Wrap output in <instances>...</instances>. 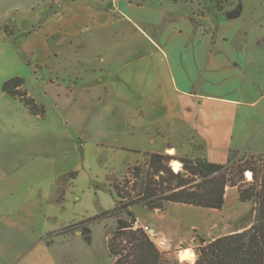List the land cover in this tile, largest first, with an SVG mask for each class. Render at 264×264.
<instances>
[{
    "label": "crops",
    "instance_id": "1",
    "mask_svg": "<svg viewBox=\"0 0 264 264\" xmlns=\"http://www.w3.org/2000/svg\"><path fill=\"white\" fill-rule=\"evenodd\" d=\"M212 5L31 0L24 12L0 14V264H58L62 245L48 239L58 230L51 198L88 150L97 160L118 151H172L224 164L229 152L248 148L234 125L240 109L262 98L251 92L260 91L264 38L248 41L262 27L256 17L240 20L241 5L234 19L226 14L238 6ZM12 78L24 81L43 117L4 94ZM146 226L154 237L165 235Z\"/></svg>",
    "mask_w": 264,
    "mask_h": 264
},
{
    "label": "rangeland",
    "instance_id": "2",
    "mask_svg": "<svg viewBox=\"0 0 264 264\" xmlns=\"http://www.w3.org/2000/svg\"><path fill=\"white\" fill-rule=\"evenodd\" d=\"M30 1L0 0V14L4 12L10 14L14 7L19 8L18 12H24ZM210 1L213 2L212 8L215 7L217 11H227L241 5L243 13L240 20L248 21L252 17H256L259 19L257 24H261L262 27L252 28L251 33L248 34V41L256 37L264 38V0H225L223 5L219 0ZM51 5L54 7V4L51 3ZM219 6L221 7L219 8ZM54 9L57 10L56 7ZM7 28L12 29L9 25ZM258 42L261 47H264V40ZM257 63L258 78L256 80L258 85L256 89L258 88L260 91H252L251 95L253 94L256 98L262 96V98L252 108L243 107L238 112L239 116L235 122L234 130L240 129L244 136L247 135L245 141L248 143V148L243 152L246 156L242 158H240L241 155L236 156L233 163L235 161L239 164L251 162L252 165L257 163L259 166L257 157L264 155V55L259 56ZM235 139L237 143H241L238 132ZM136 151L104 153L97 160L95 154L88 150L85 152V163L73 171L76 177L72 181V186L69 188L71 182L56 184L51 202L53 205L59 206L56 212L52 213L56 218L52 224L58 230L48 239L49 244L59 242L62 245L63 254L57 256L58 264H111L112 261L106 252L107 241L114 234L118 219L130 221L127 215L125 213L116 214L111 218L100 219L84 226H79V223L85 222L101 212L113 209L115 197L109 186L123 184V178L127 177L125 176L127 164L131 166L141 163L148 154L146 151ZM250 154L256 157L247 156ZM167 155L172 156V154ZM172 161L180 164L178 171L173 170ZM172 161L168 165L171 172L174 174L180 172L182 164L177 160ZM236 192H231L230 187L225 189V203L218 211L170 204L160 215L139 206L133 207L131 212L134 219L140 224L152 225L156 230H161L165 234L162 236L156 234L153 240L151 239L160 254L159 264H178V262L194 264L196 250L200 245L218 237L234 234L237 229L247 227L253 222L254 204L240 203ZM82 228H88L90 231L91 242L89 245L83 241L81 235L82 240L75 235L77 232L80 233ZM105 237H107V241H105ZM159 239L164 240L165 246L158 244L161 241ZM57 248L60 249V246ZM184 249L193 252V261L188 262L180 259L179 252Z\"/></svg>",
    "mask_w": 264,
    "mask_h": 264
},
{
    "label": "trees",
    "instance_id": "3",
    "mask_svg": "<svg viewBox=\"0 0 264 264\" xmlns=\"http://www.w3.org/2000/svg\"><path fill=\"white\" fill-rule=\"evenodd\" d=\"M5 30L9 33L7 26ZM23 84L22 79L12 78L3 83L2 91L20 101L31 115L43 117L44 109L27 96ZM240 155V158L246 156L231 151L224 164H215L200 157L174 158L149 153L143 162L128 166L123 184L109 186L115 197L113 209L101 212L79 226L125 213L130 221L118 219L116 230L107 241L111 264H159L160 254L154 242L141 228H134L136 221L131 209L139 206L162 213L168 205L178 204L218 211L225 202V189L235 188L240 203L254 204L253 222L241 232L200 245L194 264H264V155L257 157L259 166L251 162L233 163ZM172 160L182 164L180 172H171L168 165ZM75 177L74 172H69L57 183H67ZM80 235L89 245V229L82 228Z\"/></svg>",
    "mask_w": 264,
    "mask_h": 264
},
{
    "label": "bare ground",
    "instance_id": "4",
    "mask_svg": "<svg viewBox=\"0 0 264 264\" xmlns=\"http://www.w3.org/2000/svg\"><path fill=\"white\" fill-rule=\"evenodd\" d=\"M172 153H173L172 151H169V154H172ZM171 166H172L174 171H178L179 167H180V164L178 162L172 161L171 162ZM247 176L249 177V174H247ZM179 255H181L180 256L181 260H186L188 262H191L194 259V254L189 249H184V250L180 251Z\"/></svg>",
    "mask_w": 264,
    "mask_h": 264
},
{
    "label": "built area",
    "instance_id": "5",
    "mask_svg": "<svg viewBox=\"0 0 264 264\" xmlns=\"http://www.w3.org/2000/svg\"><path fill=\"white\" fill-rule=\"evenodd\" d=\"M134 228H141L150 238L154 237V232L151 228H149L148 226H144L143 224L140 223H134ZM155 240V239H154ZM159 245L161 246H165V243L159 241L158 242Z\"/></svg>",
    "mask_w": 264,
    "mask_h": 264
},
{
    "label": "water",
    "instance_id": "6",
    "mask_svg": "<svg viewBox=\"0 0 264 264\" xmlns=\"http://www.w3.org/2000/svg\"><path fill=\"white\" fill-rule=\"evenodd\" d=\"M240 10H241V7L238 6L232 12L227 13L226 14L227 19H234V18H236L239 15Z\"/></svg>",
    "mask_w": 264,
    "mask_h": 264
}]
</instances>
